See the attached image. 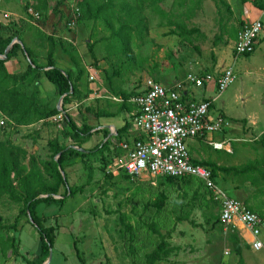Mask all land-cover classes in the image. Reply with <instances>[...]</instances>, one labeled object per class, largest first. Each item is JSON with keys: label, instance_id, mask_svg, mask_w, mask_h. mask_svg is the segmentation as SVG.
<instances>
[{"label": "rangeland", "instance_id": "1", "mask_svg": "<svg viewBox=\"0 0 264 264\" xmlns=\"http://www.w3.org/2000/svg\"><path fill=\"white\" fill-rule=\"evenodd\" d=\"M127 1L134 6L138 15L150 14L149 9L143 12L137 9L140 1ZM178 1L184 5L189 3V0H175ZM226 1L230 11L218 0H190V5H197L193 14L187 16L188 19H196L189 20L188 28H196L193 34H181L177 25L180 22H176L174 28L179 33L178 37L133 38L137 33L133 24L134 30L128 38L126 53L121 50L115 53L110 48L111 41L102 38L108 34V24L104 19H98L96 23L80 20L75 27L67 26L62 0H9L3 6L1 3L0 34L16 35L14 38H18L17 43L22 46L24 41L19 38L43 42L38 48L39 43L35 44L32 52L37 63L43 61L44 65L47 63V38H56V46L62 43L59 40L61 38H76L73 40L76 42L78 62L85 72L78 82L80 92L70 95L66 106L72 102L77 104L71 117L79 126L90 114L86 107L95 106L96 100L98 105H103L102 100H110L109 97L138 92L146 78L160 83H163L162 80H171L175 75L178 78L181 76L179 71H186L193 65L215 75L228 66L236 73L234 81L214 101V114L220 109L228 116L246 120H249L247 116L255 114L258 123L264 124V33L260 46L248 57L235 56L233 32L238 31L242 18L252 19L256 14L247 9L249 7L245 8L246 4L240 0ZM143 2L146 5L150 0ZM248 5L252 4L249 2ZM42 6H45V10ZM28 8L38 11L40 17L33 19ZM114 9L117 12L119 4ZM109 24L114 28L118 26L114 18L109 19ZM181 25L187 28L184 22ZM88 41L94 42L97 63L91 58ZM67 44L69 46L71 43ZM57 51L66 61L62 62L58 56H54L55 64L70 67L71 60L61 48ZM39 55L45 59H39ZM26 58L19 53L17 59L22 65L17 72L26 69L29 62ZM6 64H9L8 61ZM7 71L11 70L8 68ZM42 75L43 71L37 70L30 79L28 77L24 81L10 83H15L19 90L35 91L39 96H47L49 92L39 82ZM5 107L4 102L0 104L4 111L7 109ZM90 119H94L93 116ZM39 122L24 126L8 124L0 128V138L18 152L21 164L27 167L33 158L39 164L45 180L51 182V177L41 163L52 158L46 141L59 133L63 127L60 125L64 122H53L54 125L46 122L52 127V132L43 123L39 127ZM42 128L46 132L40 133ZM103 137V134L90 136L82 147L89 146L85 147L88 149L106 143ZM67 139L61 143L73 142ZM73 146L78 149L76 145ZM103 146L101 152L84 159L87 163L80 157H69L63 163L70 185L85 183L89 170L92 172L87 194L84 190L62 202L42 201L36 206L37 214H42L44 225L54 232L49 264H83L73 245L84 259V264H131L133 258L143 263L145 255L154 250L159 241L157 234L151 231V225L164 235L167 249V253L155 264H238L239 254L231 239L232 226L220 221L218 204L200 180L186 176L168 181L166 176L146 174L128 177L122 171L109 167L108 159L116 150L112 141ZM236 161L243 166L251 162L252 158L248 155L239 156ZM160 191L167 195V200L161 211H155L146 202L152 201ZM61 192L63 188H60ZM20 206L7 195L0 196V214L4 224L14 222ZM122 215L124 222L121 220ZM127 223L132 227L130 231L125 229ZM263 233L261 238H264ZM39 245L38 232L23 215L18 218L16 229L0 230V264H29L26 260H35ZM14 248L19 249L20 255L17 257L13 256ZM242 261L243 264H264V249L253 251L243 247Z\"/></svg>", "mask_w": 264, "mask_h": 264}, {"label": "trees", "instance_id": "2", "mask_svg": "<svg viewBox=\"0 0 264 264\" xmlns=\"http://www.w3.org/2000/svg\"><path fill=\"white\" fill-rule=\"evenodd\" d=\"M138 1H140L139 4L141 6H144V0ZM157 1L160 2L161 0H150L149 3ZM240 1L241 3L250 1L254 7L258 9H264V0ZM218 3L225 6L227 11H230V6L226 2V0H218ZM118 4L119 9L116 12L114 7ZM79 9L80 15L78 18V22L80 20H91L93 23H96L98 19H104L108 23L109 19L114 18L118 23V26L116 28L111 27L110 36H108L107 38L111 41L110 48L115 53L119 50L125 53L127 52V45L129 41L128 38L131 37V33L134 28L133 24L135 23V26L138 27V21L140 19L138 14H136L135 12L134 6L130 5L127 0H80ZM103 14H105V16ZM68 19L69 18H67V20ZM177 25L180 28L181 34H193L194 32H196V28H184L181 24ZM233 33L236 39L237 32L234 31ZM15 36L16 35L13 34H8L6 36L0 34V55L3 54L4 50ZM47 39L50 41V47L46 55L47 63L45 65L41 64L43 66H40V63H37V61L34 59L35 56L32 50L25 46L24 43L23 46L17 42L14 43L7 52L6 57L0 58V104L4 102L6 104L5 108H7L5 111L0 108V117L4 115L6 118L5 124L3 126H0V128H3L8 124L14 126H24L29 125L33 122L42 121L43 125H46L52 132V127L48 126L46 122L49 125H54L53 122H64L63 128L59 131V133L54 134L53 137H50L46 141L49 147V151L52 154V158L41 163L44 166V170L49 174V177H51V182L45 180L43 172L39 168V164L33 158L31 159V163L29 166L26 167L24 164H21L18 152L9 147L7 143L0 138V196L5 194L9 199L18 202L21 205L19 208L18 216L15 218L12 224H4L2 216L0 214V230L16 229L18 218L23 215L27 217L28 222L31 223L38 232L40 240L38 250L39 253L36 256L35 260H26L29 264H42L43 261L47 258L48 253L54 244V232L50 227L44 225L43 219H41L42 216L37 214V204L42 201L62 202L66 198L72 197L78 192H82L83 189L92 180V172L89 170L87 181L85 183L70 185L65 173L64 177L60 173L59 167L64 172L63 163L69 157H80L81 159H83L84 163H87L84 159L97 152H101V150L105 147L103 145L111 142V140L107 139L106 143L85 149L84 151L81 150V148H83L82 144L93 134V132L91 131L93 126L87 124L85 121L82 122V126L76 124V122H74L73 118L71 117L70 112L67 110L68 106H66V104L69 101L68 99L70 95H76L80 92L78 82L83 77L85 71L84 68L79 64L78 60L74 56H72L69 49H66L64 46L63 50L69 55L72 65L76 67V72H72V70H62L60 67H58L52 57L55 40L51 37ZM87 46L91 58L95 63H97V58L94 52V42L88 41ZM19 53L27 57L26 59L29 60V62L26 64V69L22 72H8L6 69V62L10 61L14 56L16 57ZM37 70H42L44 77L51 84H53L55 88V95L61 96L63 94H66L63 97V112L58 110L55 105H53L49 101L43 100L35 91L25 92L19 90L16 86V82L26 80L31 74H36ZM10 81H13L15 83L11 84ZM70 86L72 87V92L67 93L70 89ZM138 93L139 91L135 93H121L122 101L118 103L117 101L113 102L114 100L108 98L110 100H102V102L104 101L103 105H98V100H96V105L92 107L87 106L86 111L88 113H92L95 118H99L102 116H113L121 111H125L128 113L136 107L128 100ZM84 97H86V95ZM60 113L62 114L61 119L53 120V116H56ZM129 121V118L126 119L125 125L122 128L117 129L116 136H114L112 141V146L113 148H116V150L115 153H112L110 158L108 159V162L110 163L112 162L113 157L120 152L118 142L123 139H128L124 136L123 132H125L127 124L130 123ZM97 132H103L104 137H107L108 135V131L106 128L99 129L97 130ZM59 134H61L63 138H70L73 141L72 145L69 146L66 144H62ZM135 138H138V135ZM73 145H76L78 149H74ZM58 154L59 156L57 157V159H55ZM194 163L201 164L209 168L212 172L213 177L214 173L219 169L224 171L231 170L235 173H244L249 171L253 166V164H246L240 168H223L210 161ZM125 175L128 176L127 174ZM166 177L168 181H174L186 176ZM188 177L196 178L193 176ZM60 188H63V192L61 193ZM45 194H47L46 197H41V195ZM55 195H60L61 198H55ZM166 200L167 195L163 191H160L152 201L146 202V205L154 207L155 211H161ZM216 204L218 203L216 202ZM121 220H123L124 222L123 215L121 216ZM125 229L130 231L132 227L127 223L125 225ZM150 229L157 234L159 241L156 245V248L145 255L143 263L133 262L135 264H155L162 259V255L167 253L164 235L160 233L153 225L150 226ZM231 232L232 244L235 251L239 254L238 264H243L242 256L240 254V240L234 230H231ZM73 246L79 260L84 264V259L81 257L75 245ZM12 253L15 257L20 255L19 249L17 248H14ZM133 260L136 261L134 258Z\"/></svg>", "mask_w": 264, "mask_h": 264}, {"label": "built area", "instance_id": "3", "mask_svg": "<svg viewBox=\"0 0 264 264\" xmlns=\"http://www.w3.org/2000/svg\"><path fill=\"white\" fill-rule=\"evenodd\" d=\"M80 0H65L69 8V27H75L80 15ZM28 12L33 19L40 13L32 8ZM263 24L259 19L245 21L237 31L233 54H250L254 51L262 34ZM236 78L232 67L220 74L188 72L182 82L166 87L152 78H146L139 93L129 101L136 107L131 120L138 130V138L123 139L118 142L119 154L113 157L109 167L122 171L128 176H193L200 179L219 206V219L227 225L239 219L252 233L251 247L259 250L264 247L261 233L264 232V218L248 208L243 202L228 196L215 183L209 168L192 161L187 139L206 137L223 132L229 120L221 113L210 114V99L186 100L182 96L184 84L196 87L214 81L216 91L222 92ZM116 100L122 101L120 98ZM61 113L53 116L60 120ZM5 116L0 117V126L5 124ZM213 148L222 149V142H209Z\"/></svg>", "mask_w": 264, "mask_h": 264}, {"label": "crops", "instance_id": "4", "mask_svg": "<svg viewBox=\"0 0 264 264\" xmlns=\"http://www.w3.org/2000/svg\"><path fill=\"white\" fill-rule=\"evenodd\" d=\"M7 2H9V0H0V5L2 3V6H3V4H6ZM62 2L64 4L63 9L65 11L64 12L65 18L67 20L68 15H69V8L67 7L64 0H62ZM249 2L250 1H247V3L245 2L246 4L245 8L249 7L247 9H250L256 15L252 19L242 18L241 22L243 23L245 21L259 19L262 21V24H263L262 34L260 35L259 42L255 46V49H254L255 51L257 49L256 47H258V45L260 46V40L263 37V33H264L263 32L264 31V9H258L254 7L253 5L250 6L248 5ZM56 4H58V2H56ZM45 6L44 7L42 6L43 10H45ZM196 7L197 5H193V4L190 5V0H189V3H187L186 5L181 3V1L175 2V0H161L160 2L158 1L151 2L144 6L138 5L137 9L141 10L142 12L145 9H149L150 14L145 15L143 13H139L138 15L140 18L139 21L140 20L141 21L139 22L138 20H136L138 21V27L135 26L137 33L136 35H134L133 38H174V37H178L179 33H177V31H175V28H174V26L177 24L176 22H180V24L184 22L188 28L189 20L194 21L196 19L195 17L188 19L187 16H190L191 14H193L192 12L196 9ZM0 10H2L1 7H0ZM78 23L79 22H77V24ZM107 24H108L107 25L108 34L103 36L102 38H108V36H110L112 26L111 24H109V21ZM142 29L144 30L143 34H142V31H143ZM35 39L39 40L40 38H35ZM73 39H76V38H61L59 40L62 41V43L60 42L58 43V46L61 48V51H63L66 54L69 61L71 59L69 55L63 50V46L66 49H69L72 56H74L78 60L77 58L78 51L76 50V42ZM21 40L24 41L25 45L31 50L34 49L35 44L39 43L37 48L40 45L41 46L43 45L42 44L43 42L41 43L39 41L35 42L34 40H30L29 38H21ZM68 42L71 43L69 44V46L67 44ZM49 43L50 41L47 39V46L45 47L46 50H49V47H50ZM54 43L55 44L53 48L52 57L54 58V56L55 57L58 56L59 60H62V62L66 61L60 57V54L57 51V49H60V48L56 46V42ZM41 50H43V48H41ZM247 55L249 54H246L245 56ZM17 57L12 58L10 61H8L9 64H6L7 69L9 68L11 70L10 71L11 73H16L22 65V62L19 63V60L17 59ZM39 59L43 60L45 58H42V56L39 55ZM40 64H43V61L42 62L40 61ZM57 66L60 67L62 70L63 69L72 70V72H76V67H74L72 63L70 67L69 65L66 66V64L65 65L61 64ZM189 68L186 71L184 70L185 72L179 71L178 74H181L180 77L177 78L175 75L173 78H171V80H166V81L162 80L164 84L163 83L161 84L166 87H173L177 83L182 82L185 78L186 73L188 72H195L197 74H203L207 72L210 73L209 71H206V70L202 71L201 68H195V65L190 66ZM31 77H32V74L29 76L28 79H30ZM47 81L48 80L44 77V75H42L39 78V82L49 92V95L47 96L40 95V97L45 101H49L50 103L55 105V107L57 108V103L59 101L60 96L56 95L57 97H55V94H54L55 88L53 84L51 86L50 84H48L49 81L48 82ZM181 93L184 99L186 100L210 99L211 101L210 114L212 116L215 115L213 112L214 107H215L214 101L216 100V98L219 97V94L221 92L218 93L216 91V85L214 81L205 82L203 86H200V87H196L190 84H184V87ZM109 98H112V100L117 101V102H120V101L116 100L115 98L122 99L121 96L119 95L116 97L112 96ZM74 106H77V104H73V102L68 105L67 110L70 112V114H72ZM134 111H135V108H133L128 113L125 111H121L113 116H102L99 118H95L93 114L91 113L87 114V118L85 117L86 118L85 122L93 126L91 131H93L94 133L91 135V137H96L98 134H103V132H97V130L106 128L108 131V135L107 137H103V139L105 140L109 139L113 141L114 136H116L117 129L122 128L125 125L126 119L129 118L130 123L127 124L126 130L125 132H123V134L128 139L135 138L137 135H139V132L134 127L132 120H131V113ZM217 113L223 114L229 120V124L227 128L223 132L211 133V134L206 135V137L190 138L187 142V146L189 149L191 159L194 162L210 161V162L215 163L217 166L223 167V168L224 167L240 168L242 166L239 165L240 164L238 163L239 161H236L238 157L245 156V155L251 156L252 161L244 164V165L253 164V166L250 168L249 171L244 172V173H235L231 170L224 171V170L219 169L214 173L213 178L215 180V183L218 185V187L221 190H223L228 196L240 200L248 208L255 211L261 217L264 218V126H263L264 124L263 122L258 123V121L256 120L257 116L255 114L250 117L247 116L249 120H246V119H239L237 117L228 116L224 110H220V109H218ZM92 116L94 119H90V117ZM233 120H238V121L235 122ZM41 123L42 121L39 122V127ZM257 124H259L258 128L255 127L257 126ZM60 126L62 127L63 125H60ZM43 131L46 132V129L42 128V132L40 133H43ZM59 137H60V141H64L65 139H67V138H63L61 134H59ZM67 140L71 141L70 138H68ZM213 141L222 142V145H223L222 149L213 148L212 145L209 144V142H213ZM66 145L70 146L72 145V142L71 143L68 142L66 143ZM85 147L87 148L89 146L84 145L83 148L86 149ZM89 185H87L83 189V191L84 190L86 191ZM87 193L88 191H86V194ZM230 226H232V230H234V232L236 233V235H238V238L240 240L239 246L241 248V253H240L241 256H242L243 247H249L250 250H253V251H260L264 249L263 247L259 250H254L251 247V241L253 240L254 237L252 233L250 232V230L239 219H235L233 224H231ZM262 240L264 242V238H262ZM134 262H137V261H134ZM124 264H127V263H124ZM131 264H135V263H131Z\"/></svg>", "mask_w": 264, "mask_h": 264}, {"label": "water", "instance_id": "5", "mask_svg": "<svg viewBox=\"0 0 264 264\" xmlns=\"http://www.w3.org/2000/svg\"><path fill=\"white\" fill-rule=\"evenodd\" d=\"M17 41H18V38H13L12 41L10 42V44H9V45L6 47V49L4 50L3 54L0 55V58H5L7 52L9 51V49H10V48L12 47V45H13L15 42H17ZM71 92H72V87L70 86V89H69V91H68L67 93H71ZM64 95H66V94H63V95H61V96L59 97V101H58V103H57V109L60 110L61 112H63L62 107H61V104H62V100H63ZM81 150L84 151L85 149L81 148ZM58 156H59V154L55 157V159H57ZM59 170H60V173L62 174V176L64 177V172H63V170H62L60 167H59ZM46 196H47V194H45V195H41V197H46ZM54 197H55V198H61L60 195H55ZM30 220H31V219H30ZM50 259H51V249H50V251H49V253H48L47 258L43 261L42 264H49Z\"/></svg>", "mask_w": 264, "mask_h": 264}]
</instances>
